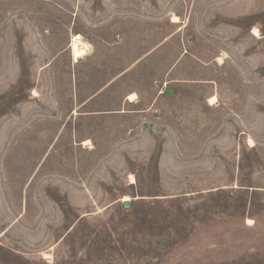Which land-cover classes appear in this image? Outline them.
<instances>
[{"label": "rangeland", "instance_id": "374dc122", "mask_svg": "<svg viewBox=\"0 0 264 264\" xmlns=\"http://www.w3.org/2000/svg\"><path fill=\"white\" fill-rule=\"evenodd\" d=\"M0 264H264V0H0Z\"/></svg>", "mask_w": 264, "mask_h": 264}, {"label": "bare ground", "instance_id": "6f19581e", "mask_svg": "<svg viewBox=\"0 0 264 264\" xmlns=\"http://www.w3.org/2000/svg\"><path fill=\"white\" fill-rule=\"evenodd\" d=\"M254 33H259V30L255 29ZM88 47L89 45L84 42L82 35L76 34L72 37L70 49H71L72 58L74 60V63H78L80 59L86 55L87 51L89 50ZM133 98H134V95L130 96L128 101L133 102ZM213 101L214 99L211 100V102ZM249 142L251 145L254 144L253 140L251 139L249 140ZM126 201H130V198L124 197L121 202L124 203Z\"/></svg>", "mask_w": 264, "mask_h": 264}, {"label": "water", "instance_id": "95a60500", "mask_svg": "<svg viewBox=\"0 0 264 264\" xmlns=\"http://www.w3.org/2000/svg\"><path fill=\"white\" fill-rule=\"evenodd\" d=\"M162 94L167 97H171L173 95V91L170 88H165ZM131 207V201H126L123 203V208L125 210L131 209Z\"/></svg>", "mask_w": 264, "mask_h": 264}]
</instances>
